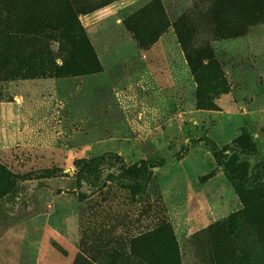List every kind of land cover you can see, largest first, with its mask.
I'll return each mask as SVG.
<instances>
[{"label": "rangeland", "instance_id": "1", "mask_svg": "<svg viewBox=\"0 0 264 264\" xmlns=\"http://www.w3.org/2000/svg\"><path fill=\"white\" fill-rule=\"evenodd\" d=\"M63 192L57 264H264V0H0V233Z\"/></svg>", "mask_w": 264, "mask_h": 264}, {"label": "crops", "instance_id": "2", "mask_svg": "<svg viewBox=\"0 0 264 264\" xmlns=\"http://www.w3.org/2000/svg\"><path fill=\"white\" fill-rule=\"evenodd\" d=\"M38 215L0 233V264H57L79 238V216L63 192ZM66 250L68 248H65Z\"/></svg>", "mask_w": 264, "mask_h": 264}, {"label": "trees", "instance_id": "3", "mask_svg": "<svg viewBox=\"0 0 264 264\" xmlns=\"http://www.w3.org/2000/svg\"><path fill=\"white\" fill-rule=\"evenodd\" d=\"M86 168V173H92V174H96L97 173V170L96 169H93V166L91 165V163H86L85 166H84V169ZM129 172H134L135 174H142L143 173V170L140 169V168H130L128 170ZM247 214V213H246ZM245 219V214L242 212L238 215H235L231 221H230V226H235V225H238L239 223H241L242 221H244ZM257 235L264 240V231L260 230L258 231Z\"/></svg>", "mask_w": 264, "mask_h": 264}]
</instances>
